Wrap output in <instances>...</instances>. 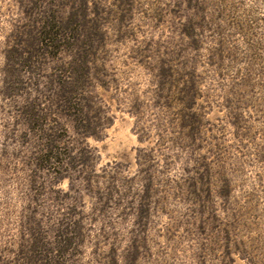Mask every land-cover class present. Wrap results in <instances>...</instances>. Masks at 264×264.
I'll list each match as a JSON object with an SVG mask.
<instances>
[{
  "label": "rangeland",
  "instance_id": "1",
  "mask_svg": "<svg viewBox=\"0 0 264 264\" xmlns=\"http://www.w3.org/2000/svg\"><path fill=\"white\" fill-rule=\"evenodd\" d=\"M26 2L0 0V262L19 263L30 226L44 248L35 264H264V0H87L102 125L84 140L80 179L38 171L35 183L25 99L2 94ZM55 10L63 23L73 11ZM79 17L71 38L90 28ZM59 52L44 76L70 67ZM161 68L174 86L159 98ZM184 88L194 97L180 102Z\"/></svg>",
  "mask_w": 264,
  "mask_h": 264
},
{
  "label": "trees",
  "instance_id": "2",
  "mask_svg": "<svg viewBox=\"0 0 264 264\" xmlns=\"http://www.w3.org/2000/svg\"><path fill=\"white\" fill-rule=\"evenodd\" d=\"M40 1L46 5L42 12H36L35 0H28L23 5L25 23L20 27L16 25L12 30L11 42L4 51L2 94L24 97L25 103L19 110V117L24 120L28 132L38 136L33 144L34 156L26 162L33 168L30 170L31 173L35 171L29 176V181L36 182L34 177L38 171L48 176L56 175L55 178L58 179L74 181L81 177L78 167L88 164L89 147L84 140L87 137H96L98 128L102 125L97 110L93 109V98L88 92V87L91 86L90 79H94L98 74L94 66L97 44H99L94 33L96 24L87 23L85 20L87 0H83L78 15L74 11L76 7L72 2L74 0ZM182 1L191 2V0ZM64 7L74 11L70 12L65 23L61 16L57 15L58 10H55ZM40 13L41 16L36 17V14L40 15ZM98 14L96 10H92L93 16ZM73 17L80 18L78 27L88 24L90 28L71 38L69 35L74 31H71L70 27H74L76 22L72 20ZM191 30V26L185 25L182 33L189 35ZM85 39H88V42ZM56 50L60 51V54L68 53L74 59H71L69 68L61 67L58 72L60 74L44 76L42 72L47 63L55 59ZM170 76L167 69H160L157 84L159 98L164 91L169 92L174 86V83L169 81ZM181 95L178 98L180 102L184 101L185 96L194 97L190 88H184ZM74 137L76 140H72ZM72 141L79 142L82 148L78 149L75 146L76 142L74 144ZM82 179L88 180V177ZM191 189L190 193L200 199L201 193L196 184H192ZM31 223L33 224L31 218L25 222L27 225ZM26 230L33 241L30 246L19 249L17 264H35L40 255L38 252H44L35 229L26 226ZM56 251L60 254L65 252L59 248H56Z\"/></svg>",
  "mask_w": 264,
  "mask_h": 264
}]
</instances>
